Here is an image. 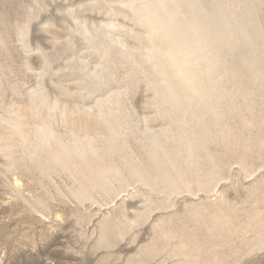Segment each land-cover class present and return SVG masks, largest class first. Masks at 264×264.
<instances>
[{
    "label": "rangeland",
    "instance_id": "obj_1",
    "mask_svg": "<svg viewBox=\"0 0 264 264\" xmlns=\"http://www.w3.org/2000/svg\"><path fill=\"white\" fill-rule=\"evenodd\" d=\"M0 264H264V0H0Z\"/></svg>",
    "mask_w": 264,
    "mask_h": 264
},
{
    "label": "bare ground",
    "instance_id": "obj_2",
    "mask_svg": "<svg viewBox=\"0 0 264 264\" xmlns=\"http://www.w3.org/2000/svg\"><path fill=\"white\" fill-rule=\"evenodd\" d=\"M161 1H162V0H161ZM164 6H165V5H164ZM219 6H220V5H219ZM219 6H218V7H219ZM195 10H196V9H195ZM191 11H192V10H190V12H191ZM193 11H194V10H193ZM193 11H192V12H193ZM167 13H168V15H169L171 12H170V13L167 12ZM172 13H174V12H172ZM177 13H178V11H177ZM193 13H194V12H193ZM195 15H196V14H195ZM174 16H175V14H174ZM189 16H190V15H189ZM193 16H194V14H193ZM196 16H197V15H196ZM228 16H229V15H228ZM175 17H176V16H175ZM198 20H199V19H198ZM198 20H197V21H198ZM192 21H193V20H192ZM189 22H190V21H189ZM159 23H160V22H159ZM185 23H186V21H185ZM155 24H156V23H155ZM155 24H154V25H155ZM164 24H166V23H164ZM220 24H221V22H220ZM156 25H157V24H156ZM156 25H155V26H156ZM166 25H167V24H166ZM176 25H177V24H176ZM157 26H158V25H157ZM159 26H161V25H159ZM163 26H164V25H163ZM163 26H162V28L166 27V26H164V27H163ZM168 27H169V26H168ZM193 27H194V26H193ZM155 28H156V27H155ZM157 28H158V27H157ZM157 28H156V29H157ZM172 28H173V27H172ZM189 28H190V27H189ZM230 28H231V27H230ZM176 29H177V28H176ZM224 29H225V27H224ZM224 29H223V30H224ZM161 30H162V29H161ZM173 30H174V29H173ZM225 31H226V30H225ZM158 32H159V31H158ZM161 32H162V31H161ZM161 32H159V33L161 34ZM228 32H229V30H228ZM189 35H190V34H189ZM182 36H183V35H182ZM172 37H173V36H172ZM186 37L188 38V36H186ZM170 38H171V37H170ZM200 39H201V38H200ZM183 40H185V38H184ZM172 41H174V40L172 39ZM172 41H171V42H172ZM190 41H191V40H190ZM203 41H204V40H203ZM179 43H180V41H179ZM185 44H186V42H185ZM185 44L183 43V45H185ZM187 45H189V44H187ZM171 46H172V45H171ZM189 47H190V46H189ZM173 48H174V47H173ZM176 48H177V47H176ZM178 49H179V48H178ZM174 51H175V50H174ZM174 51H173V52H174ZM179 51H180V50H179ZM183 51H184V50H183ZM186 51H187V49H186ZM190 52H191V51H190ZM175 53H176V52H175ZM185 53H186V52H185ZM188 53H189V51H188ZM180 55H181V54H180ZM183 55L186 56L184 53H183ZM183 55H182V56H183ZM188 55H189V54H188ZM188 55H187V56H188ZM191 55H192V54H191ZM182 56H181V57H182ZM193 56H194V55H193ZM182 58H183V57H182ZM196 58H197V57H196ZM184 59H186V58H184ZM184 59H183V60H184ZM187 61H188V60H187ZM189 61H190V60H189ZM191 63H192V61H191ZM179 67H180V66H179ZM179 67H178V70H180ZM186 68H187V67H186ZM175 69H176V67H175ZM190 69H193V68H190ZM178 70H176V71H178ZM179 72H180V71H179ZM187 73H188V72H187ZM189 73H190L189 76L191 75V73L195 74L194 72H189ZM193 76H194V75H193ZM186 77H187V76H186ZM162 79H163V78H162ZM184 79H185V78H184ZM162 84H163V83H162ZM164 86H165V83H164ZM169 94H170V93H169ZM51 130H52V129H51ZM50 133L52 134V132H50ZM50 133H49V134H50ZM46 137H47V136H46ZM78 148H79V145H75L74 150H77ZM36 149H37V148H36ZM74 150H73V152H74ZM83 151H84V150H83ZM80 153H81V151H80ZM81 155H82V154H81ZM110 183H111V182H110Z\"/></svg>",
    "mask_w": 264,
    "mask_h": 264
}]
</instances>
